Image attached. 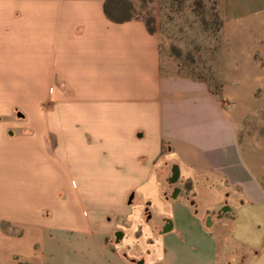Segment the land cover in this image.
<instances>
[{"label": "crops", "instance_id": "obj_1", "mask_svg": "<svg viewBox=\"0 0 264 264\" xmlns=\"http://www.w3.org/2000/svg\"><path fill=\"white\" fill-rule=\"evenodd\" d=\"M104 1L0 0V264H264V0L220 94Z\"/></svg>", "mask_w": 264, "mask_h": 264}, {"label": "rangeland", "instance_id": "obj_2", "mask_svg": "<svg viewBox=\"0 0 264 264\" xmlns=\"http://www.w3.org/2000/svg\"><path fill=\"white\" fill-rule=\"evenodd\" d=\"M131 2L134 15L149 18L151 26L159 33L162 57L168 62V69L208 81L216 89L224 83L225 41L222 26L219 27V0ZM75 181L81 186L78 180ZM92 194L89 193L87 198H94ZM97 199L103 206L109 202L105 194L98 195Z\"/></svg>", "mask_w": 264, "mask_h": 264}, {"label": "trees", "instance_id": "obj_3", "mask_svg": "<svg viewBox=\"0 0 264 264\" xmlns=\"http://www.w3.org/2000/svg\"><path fill=\"white\" fill-rule=\"evenodd\" d=\"M104 14L106 15L107 19L114 23H122L134 19L142 20L148 31L150 33L156 32L154 28L151 26L150 19H144L142 17H137L134 15V6L131 0H105L103 5ZM222 26L221 21L219 22V27ZM194 78V77H193ZM197 79V78H196ZM201 80V79H200ZM205 81V80H204ZM208 82V81H206ZM210 85V83L208 82ZM211 86V85H210ZM212 87V86H211ZM222 85L216 89L212 87L216 94L221 93Z\"/></svg>", "mask_w": 264, "mask_h": 264}]
</instances>
